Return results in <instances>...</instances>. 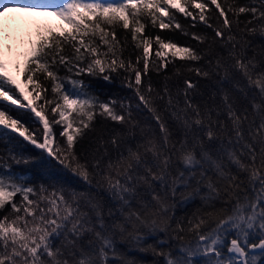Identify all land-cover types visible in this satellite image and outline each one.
Listing matches in <instances>:
<instances>
[{
	"label": "snow or ice",
	"instance_id": "obj_1",
	"mask_svg": "<svg viewBox=\"0 0 264 264\" xmlns=\"http://www.w3.org/2000/svg\"><path fill=\"white\" fill-rule=\"evenodd\" d=\"M9 9L62 23L38 29L23 69L16 65L29 92L0 61V140L28 142L87 190L37 187L12 168L33 157L0 153V264H137L122 244L150 252L154 264H264V43L254 46L264 41V0H0V12ZM176 13L212 30L191 33L205 48L146 32L189 35ZM169 64L182 80L175 91L173 76L162 88L145 83ZM113 74L134 105L92 90L88 78ZM17 110L42 130L10 114ZM141 111L153 123L141 125ZM98 121L121 130H101L79 154ZM196 200L190 216H176Z\"/></svg>",
	"mask_w": 264,
	"mask_h": 264
},
{
	"label": "trees",
	"instance_id": "obj_2",
	"mask_svg": "<svg viewBox=\"0 0 264 264\" xmlns=\"http://www.w3.org/2000/svg\"><path fill=\"white\" fill-rule=\"evenodd\" d=\"M250 0H236L237 4H248ZM212 7V6H210ZM175 11V10H173ZM177 20L181 23L185 30L189 32V35H183L179 30H164L160 31L157 28H152L149 26L146 29V32L152 35L160 34L167 39H171L181 46H192L197 49H203L206 45H201L197 41L193 40L191 33H197L199 35H206L211 38L213 36L212 30L208 29L203 23L198 20L195 22V27H192L193 21L190 18H186L183 14L176 13ZM245 19L244 16H241V20ZM61 21H58L56 25H50L44 20L33 21V20H23L17 22L14 27L8 32V39L5 43L0 44V61H3L7 65L8 72L20 83L21 87L25 89V92H29L31 85H26L24 82V75L22 71H17L16 65L19 64L21 69H23L26 53L30 47V41L35 40L36 31L38 29H43L44 27H52L54 29L58 28L61 25ZM118 35L123 38L124 33L122 31L118 32ZM130 39V38H129ZM261 43H264L259 37L254 39V46L259 47ZM215 51H222L219 46H214ZM132 55V59H135L136 53L133 52L132 45L129 43L128 50L125 55ZM176 65H180L182 62L178 59L176 60ZM203 63V62H201ZM174 66L169 64L166 72H162L159 75L154 70L150 69V72L147 77H145V83L150 80L154 87L162 88L164 84V77L173 76ZM184 75H189L184 69H182ZM60 75H64V70L61 69ZM114 79L110 82H106L103 79L98 78H88L92 90L97 93L101 99H107L109 97H116L118 99H127L131 100L133 105L135 104V96L132 89L127 88L122 84L123 76H115ZM193 79H195L194 74H192ZM169 86L175 91L176 86L182 83L180 78L174 77L168 81ZM206 82L201 83V89L205 91L207 95V89L204 85ZM13 87L14 86H10ZM206 98V97H205ZM29 99L31 97L29 96ZM197 100L200 97H196ZM25 103L27 101H24ZM5 103V102H0ZM37 103H40L38 101ZM12 109H16V106H11ZM10 114L20 115L23 117L25 125L30 128L32 131L42 130V124L38 122V119L35 118L30 113H26L25 110L13 111ZM139 119L141 125H147L153 123L151 121L150 114L146 111H141L134 113ZM154 126V124H153ZM60 126H55L54 131L56 132L57 141L60 140L59 137ZM101 130H107L111 132L112 130L120 131L121 126L115 125L111 121L101 122L98 121L96 124V133H90L83 140H81L76 148V151L79 154H88L92 146V140L94 135L98 134ZM22 139V138H21ZM9 149L14 150L17 154H22L24 156H30L34 158V163L28 165H16L12 164V168L17 174L24 173L26 178L30 180L37 187L40 184L46 186H51L56 189L63 188L65 191L75 190L76 192L86 191L87 185L83 183L78 177L73 175L71 172L66 171L64 168L60 167L58 164L49 163L47 157L41 158L40 150L36 149L33 145L28 142L21 143L20 141H14L12 144H6L3 140H0V153L7 155ZM200 206L199 201L188 202L186 205H180L176 210V216H185L191 215L198 207ZM155 238H149L147 243H154ZM120 251L124 253L128 258L134 259L137 261V264H154L155 260L158 259L153 257L150 252H141L137 248L120 245ZM162 260V258H159Z\"/></svg>",
	"mask_w": 264,
	"mask_h": 264
},
{
	"label": "rangeland",
	"instance_id": "obj_3",
	"mask_svg": "<svg viewBox=\"0 0 264 264\" xmlns=\"http://www.w3.org/2000/svg\"><path fill=\"white\" fill-rule=\"evenodd\" d=\"M23 20H33V21L44 20L46 23L50 25H56L57 22L59 21L56 17L31 15L13 9L2 11L0 12V44H3L7 41L8 32L11 31L14 25L17 22Z\"/></svg>",
	"mask_w": 264,
	"mask_h": 264
}]
</instances>
